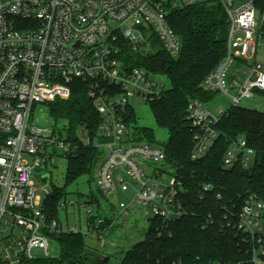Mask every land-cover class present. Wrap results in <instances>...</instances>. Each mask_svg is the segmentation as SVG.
Segmentation results:
<instances>
[{"label": "built area", "instance_id": "built-area-1", "mask_svg": "<svg viewBox=\"0 0 264 264\" xmlns=\"http://www.w3.org/2000/svg\"><path fill=\"white\" fill-rule=\"evenodd\" d=\"M199 1L203 0H0V264L53 256L47 232L77 231L49 220L38 194L42 191L45 199L50 194L44 172L59 150L67 158L72 143L67 133L61 138L32 123L36 105L69 98L76 78L88 82V94L102 118L95 139L87 132L84 138L101 151L99 190L133 195L131 201L120 202V214L131 213L132 204L151 207L149 219L171 220L187 213L178 198L183 183L167 162L164 146L142 139L130 116L135 101L150 103L162 96L161 74L130 67L125 57L127 48L150 52L159 45V50L177 55L182 40L171 25L172 14ZM219 1L229 21L227 53L203 86L240 105L243 98L264 91V64L259 61L264 50V0H249L237 8L235 0ZM236 60L243 63L242 80L229 74ZM188 118L197 129L192 157L202 158L218 134L213 124L219 116L193 99ZM255 157L240 135L227 150L224 166L242 162L250 168ZM36 171L40 186L33 179ZM213 187L204 185L206 191ZM87 212L95 217L88 233L104 243V232L112 224L105 223L102 212ZM234 228L249 246V259H198L193 264H264V200L257 193L244 196Z\"/></svg>", "mask_w": 264, "mask_h": 264}, {"label": "trees", "instance_id": "trees-1", "mask_svg": "<svg viewBox=\"0 0 264 264\" xmlns=\"http://www.w3.org/2000/svg\"><path fill=\"white\" fill-rule=\"evenodd\" d=\"M171 25L182 40L177 55L165 50L135 52L127 48L125 61L130 67H144L170 80V88L149 104L157 123L169 132L163 144L166 160L183 183L178 198L187 213L171 220L160 216L150 218L144 238L125 251L120 264L247 260L249 246L234 224L248 192H255L264 200V112L232 104L213 124L218 134L206 155L194 159L197 129L188 118V106L193 99L205 103L218 93L205 89L203 84L227 53L229 21L222 3L208 0L173 12ZM71 86L69 98L48 104L53 117L66 122L72 143V151L67 155V183L92 175L101 157L98 146L84 140L86 132L91 140L95 139L102 120L88 94V82L76 78ZM130 116L136 121L133 107ZM137 129L142 139L155 143L153 129ZM240 135L255 150V163L250 168L242 162L227 168L224 156ZM208 183L214 187L206 191L204 185ZM64 198V187L54 185L44 200V212L49 220L60 221ZM89 202L100 206L93 195ZM102 216L108 225L109 215ZM94 221L93 216L89 225ZM47 233L58 243L59 254L26 259L21 264H113L110 256L87 242L86 233L72 230Z\"/></svg>", "mask_w": 264, "mask_h": 264}, {"label": "rangeland", "instance_id": "rangeland-1", "mask_svg": "<svg viewBox=\"0 0 264 264\" xmlns=\"http://www.w3.org/2000/svg\"><path fill=\"white\" fill-rule=\"evenodd\" d=\"M208 1V0H203ZM249 0H235L234 7H240ZM160 45L155 50L160 49ZM259 61L264 64V50H261ZM243 63L236 60L231 66L229 74L236 76L239 80L243 79L241 69ZM165 89L170 88V80L167 76L161 75L159 78ZM232 93H235L232 91ZM232 105V99L229 95L224 93L215 94L210 100L205 102V106L211 110L214 116L218 117L221 112L226 110ZM240 106L256 109L264 112V92L255 91L254 96L245 97L240 101ZM134 107L136 111V121L133 122L134 127H149L154 130L155 144L162 146L169 138L167 129L161 127L154 116L153 110L149 103L145 101H135ZM44 116H46L44 118ZM32 123L37 127H42L47 134H52L56 131L57 135L61 138L66 135V122L63 120H56L52 113L51 108L47 103H38L32 114ZM52 151V147H50ZM58 151L56 160L53 164H48L45 174H49L48 187H64L65 200L63 201V208L60 210L59 219L65 229L69 227L75 228L87 234V242L99 248L101 252L110 256L114 264L121 263L125 251L133 245V243L140 241L145 236V231L149 226V217L146 214L152 213L149 206L142 204H132L133 211L131 213L123 212L120 214V202L131 201L133 195L120 191L117 194H103L97 186V173L101 163L99 160L92 175H83L77 180L67 183L66 170L68 161L67 158ZM36 176L33 178L36 185H41L39 172H35ZM40 175V176H39ZM42 195V201L45 200V195L42 191H38ZM92 195L99 201L100 206L96 203H91L89 200ZM88 209H91L94 214L98 212L110 215V228L104 232L105 242L100 243L97 235L88 233L89 221L91 216L88 214ZM113 213V215H111ZM118 214H120L118 216ZM117 217V219H115ZM36 251V250H35ZM60 252L59 245L56 241L51 240V254L58 255Z\"/></svg>", "mask_w": 264, "mask_h": 264}, {"label": "water", "instance_id": "water-1", "mask_svg": "<svg viewBox=\"0 0 264 264\" xmlns=\"http://www.w3.org/2000/svg\"><path fill=\"white\" fill-rule=\"evenodd\" d=\"M43 168H40V171H42ZM43 182L45 185H48V182H49V174H44L43 175Z\"/></svg>", "mask_w": 264, "mask_h": 264}]
</instances>
